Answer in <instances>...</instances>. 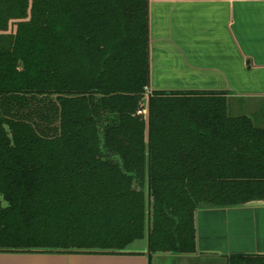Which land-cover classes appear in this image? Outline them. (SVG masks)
I'll return each mask as SVG.
<instances>
[{
    "label": "trees",
    "instance_id": "1",
    "mask_svg": "<svg viewBox=\"0 0 264 264\" xmlns=\"http://www.w3.org/2000/svg\"><path fill=\"white\" fill-rule=\"evenodd\" d=\"M149 85L148 0H0V253L194 254L201 205L264 203V128Z\"/></svg>",
    "mask_w": 264,
    "mask_h": 264
},
{
    "label": "crops",
    "instance_id": "2",
    "mask_svg": "<svg viewBox=\"0 0 264 264\" xmlns=\"http://www.w3.org/2000/svg\"><path fill=\"white\" fill-rule=\"evenodd\" d=\"M148 25L151 91L225 93L230 112L264 128V0H148ZM194 226V254L148 257L140 241L124 255L0 253V264H227L233 254L264 255L262 202L201 205Z\"/></svg>",
    "mask_w": 264,
    "mask_h": 264
},
{
    "label": "built area",
    "instance_id": "3",
    "mask_svg": "<svg viewBox=\"0 0 264 264\" xmlns=\"http://www.w3.org/2000/svg\"><path fill=\"white\" fill-rule=\"evenodd\" d=\"M151 91L148 89V88H145V97H148L150 95ZM137 115H144L146 116L147 114V109L146 108H143L141 110H138L136 112Z\"/></svg>",
    "mask_w": 264,
    "mask_h": 264
},
{
    "label": "rangeland",
    "instance_id": "4",
    "mask_svg": "<svg viewBox=\"0 0 264 264\" xmlns=\"http://www.w3.org/2000/svg\"><path fill=\"white\" fill-rule=\"evenodd\" d=\"M148 89L150 90V87H149ZM150 91H151V90H150ZM230 114H231V115H234V116L236 115V114H234L233 112H230ZM237 114H240V113H237ZM245 114H246V113H244V112H243V113H242V114H240V115H245ZM263 117H264V115H261V119H263V120H264V118H263ZM259 124H260V125H262V126H264V122H263L262 124H261V123H259ZM258 126H259V125H258Z\"/></svg>",
    "mask_w": 264,
    "mask_h": 264
}]
</instances>
